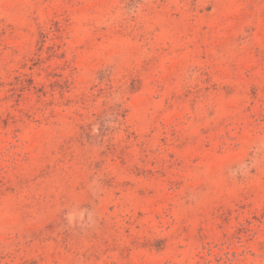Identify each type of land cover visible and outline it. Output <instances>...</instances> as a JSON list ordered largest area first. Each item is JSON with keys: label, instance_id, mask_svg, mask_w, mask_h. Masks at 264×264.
<instances>
[{"label": "rangeland", "instance_id": "rangeland-1", "mask_svg": "<svg viewBox=\"0 0 264 264\" xmlns=\"http://www.w3.org/2000/svg\"><path fill=\"white\" fill-rule=\"evenodd\" d=\"M0 264H264V0H0Z\"/></svg>", "mask_w": 264, "mask_h": 264}]
</instances>
